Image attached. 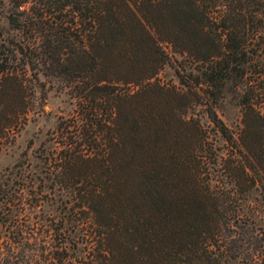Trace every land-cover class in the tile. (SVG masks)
<instances>
[{"label": "trees", "instance_id": "trees-1", "mask_svg": "<svg viewBox=\"0 0 264 264\" xmlns=\"http://www.w3.org/2000/svg\"><path fill=\"white\" fill-rule=\"evenodd\" d=\"M8 1L0 148L26 114V65L74 98L48 157L69 203L44 264H238L242 200L264 198V0Z\"/></svg>", "mask_w": 264, "mask_h": 264}, {"label": "rangeland", "instance_id": "rangeland-1", "mask_svg": "<svg viewBox=\"0 0 264 264\" xmlns=\"http://www.w3.org/2000/svg\"><path fill=\"white\" fill-rule=\"evenodd\" d=\"M9 7L8 0H0L2 31L8 30ZM175 66L173 60L165 63L160 78L175 82ZM34 70L35 75L25 66L28 99L23 122L12 141L0 148V264H44L45 249L53 241L52 227L60 223L69 203L51 178L48 157L59 147L56 122L72 114L74 98L41 67ZM216 111L229 125L237 120L238 108L232 102L225 100ZM200 120L207 121L205 116ZM242 202L251 210L247 219L239 220L238 264H264V198L253 191Z\"/></svg>", "mask_w": 264, "mask_h": 264}]
</instances>
